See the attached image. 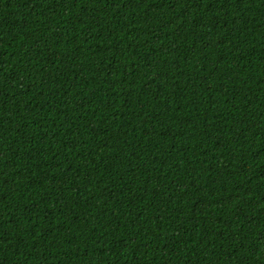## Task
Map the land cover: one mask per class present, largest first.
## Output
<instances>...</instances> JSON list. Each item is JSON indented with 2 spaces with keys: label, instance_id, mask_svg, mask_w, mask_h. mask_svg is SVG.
Instances as JSON below:
<instances>
[{
  "label": "trees",
  "instance_id": "obj_1",
  "mask_svg": "<svg viewBox=\"0 0 264 264\" xmlns=\"http://www.w3.org/2000/svg\"><path fill=\"white\" fill-rule=\"evenodd\" d=\"M0 264H264V0H0Z\"/></svg>",
  "mask_w": 264,
  "mask_h": 264
}]
</instances>
